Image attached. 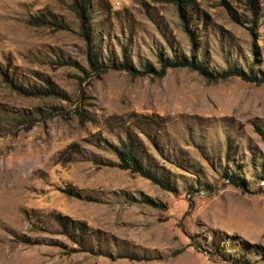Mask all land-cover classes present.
Wrapping results in <instances>:
<instances>
[{"label": "rangeland", "instance_id": "obj_1", "mask_svg": "<svg viewBox=\"0 0 264 264\" xmlns=\"http://www.w3.org/2000/svg\"><path fill=\"white\" fill-rule=\"evenodd\" d=\"M71 5L0 0V264H264V84L186 68L97 78ZM186 13L193 41L171 0H92L91 49L105 66L193 51L213 73L264 76V0ZM48 88L63 100L30 95ZM128 136L172 192L115 166Z\"/></svg>", "mask_w": 264, "mask_h": 264}, {"label": "trees", "instance_id": "obj_2", "mask_svg": "<svg viewBox=\"0 0 264 264\" xmlns=\"http://www.w3.org/2000/svg\"><path fill=\"white\" fill-rule=\"evenodd\" d=\"M175 3L178 12L179 18L181 19L184 27V32L188 38L193 41V35L190 30L187 28L188 18L186 10L190 6L192 0H171ZM92 0H72L71 9L75 12L80 22V32L81 36L85 39L87 45V63L89 68L94 73V75L99 78L101 75L105 74L108 70L121 71L129 74L132 77H141V76H158L161 77L164 75L166 70L177 69V68H186L193 72H196L201 77H203L208 83H217L219 81H225L230 78H239L240 80L252 83L256 85L264 84V76L259 77L252 73V68L249 71H243L241 69L229 67L228 69L220 72L213 73L209 71L206 66L199 60L194 57V52L191 51L190 57H178V56H165L164 53H158L156 55V62L159 66L158 70L151 64L144 66L142 69H137L132 62L129 60V57L126 53V50H123L122 57L120 62L113 64L111 66H105L104 64L99 63L96 54L91 49V34L89 32L90 24V5ZM250 7L253 8L252 3ZM45 17H35V22L33 25L41 26L45 25ZM19 93L25 94L24 90L16 89ZM31 96L35 97H57L61 99L60 95L54 92L51 89H35L30 92ZM63 100V99H61ZM72 114L77 118L78 124L84 126L86 122L90 119L85 114L79 106L72 108ZM60 115V114H59ZM129 124V123H128ZM254 132L259 136L262 143H264V124L254 125ZM110 146V145H109ZM137 142L130 136L127 137L126 141H122L119 146H110L112 152L116 155L118 163L115 165L122 171H128L132 175H138L143 177L150 182L160 186L163 190L172 192V189L159 181L154 175H152L148 170L144 169L141 164V158L139 155ZM234 183V182H233Z\"/></svg>", "mask_w": 264, "mask_h": 264}]
</instances>
